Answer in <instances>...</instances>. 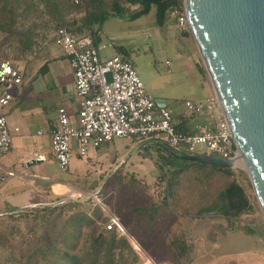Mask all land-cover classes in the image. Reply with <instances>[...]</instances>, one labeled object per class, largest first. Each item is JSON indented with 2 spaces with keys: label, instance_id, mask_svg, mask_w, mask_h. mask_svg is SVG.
Returning <instances> with one entry per match:
<instances>
[{
  "label": "rangeland",
  "instance_id": "374dc122",
  "mask_svg": "<svg viewBox=\"0 0 264 264\" xmlns=\"http://www.w3.org/2000/svg\"><path fill=\"white\" fill-rule=\"evenodd\" d=\"M18 2L0 0V14L6 6L3 18L8 32H12H0V46L10 60L19 55L20 50L15 46L25 32L28 38L35 37V33L52 34L53 31L48 0ZM183 8L184 4L180 9L185 13ZM139 9L135 6L132 12ZM177 9L168 13L163 25L157 21L156 7L148 15L135 19L109 17L102 29L100 54L104 58L121 53L130 59L147 90L159 104L175 109L179 114L176 121L180 122L183 116H190L185 100L200 102L210 92L212 95L216 92L192 31L190 27L182 28ZM102 44L107 47L102 48ZM102 149V161L95 163L84 158L81 168L73 173L62 171L55 158L44 162L41 173L74 186L56 184L54 196L41 206L57 205L59 201L55 200L61 198L67 204L66 215L74 214L76 218L90 215L97 205L106 216H112L120 204L129 218L131 213L127 208L131 206L156 209L151 214L154 218L151 228L135 225L141 248L135 246L139 264H264V212L245 165L232 167V174H226L213 167L191 164L174 179L169 190V177L155 162L159 159L157 147L138 146L133 139L118 137L105 143ZM196 149L203 152L204 146L198 144ZM233 180L243 185L250 206L233 220L218 213H204ZM64 187L73 192L64 191ZM2 226H9L13 234L0 236V264H20L10 250L15 244L23 247L24 241L36 235L28 230L26 221L6 219ZM177 236L186 242L188 263L186 259L179 263L172 260L170 242Z\"/></svg>",
  "mask_w": 264,
  "mask_h": 264
},
{
  "label": "built area",
  "instance_id": "2783aa9c",
  "mask_svg": "<svg viewBox=\"0 0 264 264\" xmlns=\"http://www.w3.org/2000/svg\"><path fill=\"white\" fill-rule=\"evenodd\" d=\"M184 8L185 13L180 8L176 12L180 25L186 29L190 26L185 0ZM54 40L70 59L79 98L78 123L72 124L66 107L61 106L52 132L53 156L62 171L69 169L74 152L88 156L92 148L118 137L133 139L138 146L154 140L190 154L234 159L236 166L241 164L239 147L217 94L200 102L185 100L190 116H183L184 128H179L176 110L156 101L130 59L122 54L101 56L100 44L92 30L76 34L60 27ZM106 47L102 44V48ZM22 82L23 73L16 63L0 62V155L13 148L5 108ZM198 144L204 146L203 152L197 151ZM111 217L112 223L124 232L119 219Z\"/></svg>",
  "mask_w": 264,
  "mask_h": 264
},
{
  "label": "trees",
  "instance_id": "16d2710c",
  "mask_svg": "<svg viewBox=\"0 0 264 264\" xmlns=\"http://www.w3.org/2000/svg\"><path fill=\"white\" fill-rule=\"evenodd\" d=\"M18 1L14 0L19 4ZM183 4L184 0H81L80 3H76V0H48L49 15L55 32L58 28L65 27L76 34H81L89 28L93 31L97 43L101 39L104 23L111 16H130L135 19L148 15L153 7H156L157 21L159 25H163L168 13L175 8L183 7ZM135 6H139L140 9L132 12ZM5 8L6 6L0 14V32L10 34L12 32H8V24L3 18ZM12 23L15 24V19ZM26 33L19 42L25 40ZM2 48L0 46V62L10 60L6 58ZM28 49L31 48L25 47L23 51ZM176 118H179V114ZM180 119L178 127L184 128V121ZM144 145L157 147L159 159H155V162L159 170L169 177V190L173 187L174 179L191 164H201L202 167H213L220 172L232 174L230 168L183 160L164 143L150 140L144 142L142 147ZM55 201L59 202L54 206H32L0 211V236L13 234L9 226H2L6 219L26 221L28 230L36 235V238L24 241L23 247L18 248L15 244L10 250L20 264H139V253L131 245L128 234L112 223V217L106 216L101 206L97 205L90 215L76 218L74 214L66 215L67 204L65 205L61 198ZM249 206L243 185L233 180L219 192L218 199L203 212L218 213L228 220H233ZM121 207L120 204L116 206L115 216L136 239L138 236L135 225H142L145 229L152 227L154 218L151 214L155 213L156 209L131 206L127 208L131 213L129 218ZM128 219L130 222H127ZM9 230L11 232L7 233ZM170 247L173 249L172 260L175 263L183 262L184 259L187 263L190 262L186 242L181 236L175 237L170 242Z\"/></svg>",
  "mask_w": 264,
  "mask_h": 264
},
{
  "label": "water",
  "instance_id": "95a60500",
  "mask_svg": "<svg viewBox=\"0 0 264 264\" xmlns=\"http://www.w3.org/2000/svg\"><path fill=\"white\" fill-rule=\"evenodd\" d=\"M185 2L190 29L264 212V0ZM170 149L187 161L224 168L237 163L190 154L178 147ZM43 160V156L33 157L25 165Z\"/></svg>",
  "mask_w": 264,
  "mask_h": 264
},
{
  "label": "crops",
  "instance_id": "0c3cea01",
  "mask_svg": "<svg viewBox=\"0 0 264 264\" xmlns=\"http://www.w3.org/2000/svg\"><path fill=\"white\" fill-rule=\"evenodd\" d=\"M54 32L35 33V37L31 35L15 46L20 50L19 55H15L11 61L23 73V82L14 89V99L5 108L13 135V148L0 155V211L41 206L54 196L53 188L56 184L74 186L69 181L56 180L57 177L53 178L40 171L44 162L54 158L52 132L59 108L66 107L71 123H78L79 98L75 91L74 70L68 55L54 40ZM101 43L102 37L99 41ZM25 47L31 49L23 51ZM104 144L92 148L85 157L74 152L72 164L67 171H78L84 158L95 163L102 161ZM35 153L43 156L44 160L41 164L27 167L26 162L35 157ZM67 189L70 188L64 187V191ZM132 238L135 237L130 235V243L137 252L138 247Z\"/></svg>",
  "mask_w": 264,
  "mask_h": 264
},
{
  "label": "bare ground",
  "instance_id": "6f19581e",
  "mask_svg": "<svg viewBox=\"0 0 264 264\" xmlns=\"http://www.w3.org/2000/svg\"><path fill=\"white\" fill-rule=\"evenodd\" d=\"M239 163H241V164H243V165L246 166L244 160H240ZM67 191L71 192L72 190L67 189ZM72 192H73V191H72ZM132 240H133V242L136 244V246L138 247V249H141V248H140V245H139V243H138V241H136L135 238H132Z\"/></svg>",
  "mask_w": 264,
  "mask_h": 264
}]
</instances>
